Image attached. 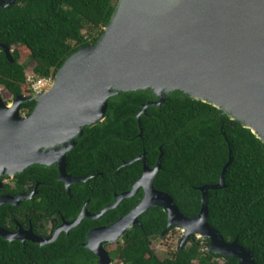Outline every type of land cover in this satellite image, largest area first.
Instances as JSON below:
<instances>
[{"label": "water", "instance_id": "95a60500", "mask_svg": "<svg viewBox=\"0 0 264 264\" xmlns=\"http://www.w3.org/2000/svg\"><path fill=\"white\" fill-rule=\"evenodd\" d=\"M17 1L0 0V6L7 9ZM0 47L13 63L11 47ZM146 90L158 101L144 105L138 114L140 127L149 107L162 106L167 94L181 91L239 121L264 143V0H119L98 42L70 56L49 89L31 98L17 96L11 105L0 92V179L34 165L51 166L59 158L60 179L87 181L67 174L66 154L76 143L56 148L104 122L112 97ZM31 101L36 102L31 115H21L22 105ZM163 156L161 149L154 169L146 155L134 160L144 162L143 176L109 209L143 189L141 202L110 227L90 234L89 246L99 264H112L103 241L117 243L157 207L167 214L168 227L184 232L182 249L196 236L208 240L214 254L238 264H258L251 250L239 240L227 242L209 223V193L227 188L231 151L220 182L199 188L202 208L195 217L183 215L171 195L155 188ZM0 236L10 239L1 229Z\"/></svg>", "mask_w": 264, "mask_h": 264}, {"label": "trees", "instance_id": "16d2710c", "mask_svg": "<svg viewBox=\"0 0 264 264\" xmlns=\"http://www.w3.org/2000/svg\"><path fill=\"white\" fill-rule=\"evenodd\" d=\"M7 1V0H6ZM119 0H18L7 9L0 6V43L11 47L10 62L0 47V87L14 99L35 95L28 83L27 68L34 66L36 78L55 79L65 61L80 48L96 44L109 25ZM27 61V65L22 62ZM158 101L152 90L121 92L109 100L104 122L86 127L77 147L69 154V167L76 174L103 172L93 181L106 182L115 192H124L142 175L141 162L123 166L146 153L155 166L164 153L155 188L168 193L186 217L202 208L200 187L220 182L229 161L227 188L210 191L209 223L227 242L239 240L251 250L258 264H264V143L239 121L209 103L192 99L181 91L167 94L162 106L144 105ZM36 102L23 104L21 114L31 115ZM142 132V136L140 134ZM37 178H56L42 167L31 169ZM29 170V171H31ZM106 186L97 183L100 196ZM139 197L125 201L111 212L112 221L127 214ZM114 245L111 256L118 264H238L209 250L210 242L193 236L171 257L161 259L153 242L176 227H168L167 214L160 207L150 209ZM39 264H97L84 249L50 250L46 258L29 251ZM23 251L0 242V264H24ZM29 264H33L30 263Z\"/></svg>", "mask_w": 264, "mask_h": 264}, {"label": "flooded vegetation", "instance_id": "af4514ba", "mask_svg": "<svg viewBox=\"0 0 264 264\" xmlns=\"http://www.w3.org/2000/svg\"><path fill=\"white\" fill-rule=\"evenodd\" d=\"M81 137L59 145L56 149H64L74 143L77 147ZM73 150L66 154L67 174L73 178H85L87 179L85 182L69 183L67 180L60 179L61 163L59 158L51 166L34 165L14 176L4 174L0 179V201L3 202L0 206V229L10 237L7 239L0 236V242L5 243L9 248L23 251L24 264H29V262L39 264L37 261H32L29 251L40 252L41 258L44 259L50 250L79 249L92 253L99 264L100 258L89 246L90 234L95 230L108 228L126 216L141 202L144 196L143 189H140L134 197L123 200L114 209H109L117 203V198L120 195L131 191L133 185L143 176L144 162L134 160L146 153L129 162L123 161V166L141 162L142 175L131 185L129 190L114 192L108 184L106 185L105 181H93L98 176L103 177V172L81 175L70 169L68 156ZM156 165L149 164L151 169H154ZM36 166L42 167L45 172L57 173V177H35L31 169ZM97 183H101L103 187L106 186L105 196L99 195ZM137 197H139V202L127 214L112 221V211L118 209L125 201ZM79 220L80 223L74 226ZM124 237L117 243L102 242L111 257L112 264H114L111 256L112 247L123 242Z\"/></svg>", "mask_w": 264, "mask_h": 264}, {"label": "rangeland", "instance_id": "374dc122", "mask_svg": "<svg viewBox=\"0 0 264 264\" xmlns=\"http://www.w3.org/2000/svg\"><path fill=\"white\" fill-rule=\"evenodd\" d=\"M116 2L117 0H115V3ZM22 63L27 65L28 62L25 61ZM33 68L34 66L32 64L28 66L27 68L28 75H32ZM47 88H45L44 90H46ZM0 92L5 102L11 105V103L14 101V97L6 89L2 87H0ZM183 238H184V232L181 229L176 228L173 232L169 233L168 235H164L159 240H155V242H153V249L156 251V253L161 259L171 257L172 254L175 253L178 247L181 245ZM114 264H118V263H114Z\"/></svg>", "mask_w": 264, "mask_h": 264}, {"label": "built area", "instance_id": "2783aa9c", "mask_svg": "<svg viewBox=\"0 0 264 264\" xmlns=\"http://www.w3.org/2000/svg\"><path fill=\"white\" fill-rule=\"evenodd\" d=\"M53 81L54 80L52 78L40 79L36 78L33 74L28 75V83L31 85V88L35 94L44 91V89L47 87V89H49Z\"/></svg>", "mask_w": 264, "mask_h": 264}]
</instances>
